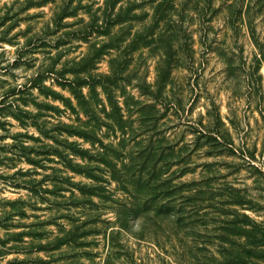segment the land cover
I'll use <instances>...</instances> for the list:
<instances>
[{"label": "rangeland", "instance_id": "rangeland-1", "mask_svg": "<svg viewBox=\"0 0 264 264\" xmlns=\"http://www.w3.org/2000/svg\"><path fill=\"white\" fill-rule=\"evenodd\" d=\"M0 264H264V0H0Z\"/></svg>", "mask_w": 264, "mask_h": 264}]
</instances>
